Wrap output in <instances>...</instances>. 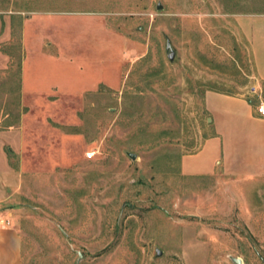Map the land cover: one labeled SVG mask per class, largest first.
<instances>
[{
	"label": "rangeland",
	"instance_id": "374dc122",
	"mask_svg": "<svg viewBox=\"0 0 264 264\" xmlns=\"http://www.w3.org/2000/svg\"><path fill=\"white\" fill-rule=\"evenodd\" d=\"M257 26L264 0H0V132L23 174L0 226L20 264H264L256 153L182 171L216 136L208 91L264 103Z\"/></svg>",
	"mask_w": 264,
	"mask_h": 264
},
{
	"label": "crops",
	"instance_id": "0c3cea01",
	"mask_svg": "<svg viewBox=\"0 0 264 264\" xmlns=\"http://www.w3.org/2000/svg\"><path fill=\"white\" fill-rule=\"evenodd\" d=\"M262 30L260 26L256 27L258 33L252 38V50L255 76L264 82V51L258 37ZM205 105L216 136L207 139L198 153L183 157L184 174L210 175L220 164L226 172L235 174L233 156L239 149L256 153V171H264V117L257 111L256 114L252 102L242 96L208 91ZM11 136L12 132H0V205L13 199L22 188L23 174L11 164L5 151V147L14 141ZM0 264H20V237L8 226H0Z\"/></svg>",
	"mask_w": 264,
	"mask_h": 264
},
{
	"label": "water",
	"instance_id": "95a60500",
	"mask_svg": "<svg viewBox=\"0 0 264 264\" xmlns=\"http://www.w3.org/2000/svg\"><path fill=\"white\" fill-rule=\"evenodd\" d=\"M161 8L162 7L159 5V9H161ZM167 55H168V58H169L170 61H173L175 59V56H176V53L173 50L172 45L170 44V42L167 43ZM131 156L133 158H135V154H131ZM158 255H161L160 251H158ZM233 260H234V262L236 264H242V261L239 258H236V259H233Z\"/></svg>",
	"mask_w": 264,
	"mask_h": 264
},
{
	"label": "built area",
	"instance_id": "2783aa9c",
	"mask_svg": "<svg viewBox=\"0 0 264 264\" xmlns=\"http://www.w3.org/2000/svg\"><path fill=\"white\" fill-rule=\"evenodd\" d=\"M257 112L260 116L264 117V103H261L258 108H257ZM90 158L92 157V155H89Z\"/></svg>",
	"mask_w": 264,
	"mask_h": 264
}]
</instances>
